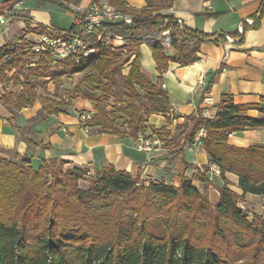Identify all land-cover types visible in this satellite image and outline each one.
<instances>
[{"label": "trees", "instance_id": "trees-1", "mask_svg": "<svg viewBox=\"0 0 264 264\" xmlns=\"http://www.w3.org/2000/svg\"><path fill=\"white\" fill-rule=\"evenodd\" d=\"M62 1L74 0L53 3L71 10L70 5ZM107 1L133 17L131 25L124 21L104 23L97 31L123 36L122 49L103 47L99 43V49L82 56L81 62L63 60L55 67L48 52L32 51L29 42L11 41L0 49V60L19 54L39 57L34 66L26 67L21 74L26 94L13 101L17 109L32 104L35 99L34 79L49 78L60 84L64 77L72 78L76 73L88 71L81 80L88 88L100 91L106 98L114 96L116 100H123L122 94L127 96L126 105H116L110 111L98 104L97 112L87 121L88 126L100 132L136 138L142 130L147 131L152 114L170 113V100L162 87L163 72L169 63L192 64L199 59L200 43L226 40L185 26L181 29L173 16L158 12L170 6L172 0H146L147 6L142 9L131 7L126 0ZM263 13L264 1L256 25ZM164 21L166 26L158 28ZM166 28L171 32L164 36ZM32 31L38 33L42 29ZM144 43L152 49L157 63L160 72L157 82L142 72L139 48ZM168 47L174 49V55L166 53ZM128 62L131 68L125 75L122 67ZM4 68L10 69L11 64ZM81 83L76 87L79 93ZM43 103L48 114L63 112L60 104L70 105L47 98ZM251 109L262 111L257 105L236 104L232 95L223 94L215 119L195 114L188 117L191 127L185 134L186 142L194 143L197 128L204 126L207 130L204 148L225 180L218 186L221 197L217 205L194 186L191 178H184L179 186L164 181L145 185L138 177L117 170L113 165L96 171L86 191L71 185L73 179L88 172L80 168H73L66 173L64 181L58 180L46 189L44 170L57 160L45 161L35 170L27 165L29 158L16 155L21 159L17 163L0 156V264H264V220L260 217L250 220L247 211L239 206V198L248 193L264 198V146L237 147L228 142V136L235 131L264 127V115L250 116ZM188 126L185 124L183 128ZM226 172L238 175L240 193L231 187ZM197 176L201 181H208L200 170ZM121 195H128L138 209L139 218L166 217L167 233L153 234L147 223L140 225L137 219H126L127 223L119 224L116 229L110 219L96 216L112 207L111 201ZM86 202L92 210L82 214L80 207ZM184 217L188 224L182 230ZM232 230L237 235L246 232V237L243 235L237 241L246 244V248H253L249 258L234 259L222 253L220 245H215L216 239H226Z\"/></svg>", "mask_w": 264, "mask_h": 264}, {"label": "crops", "instance_id": "crops-1", "mask_svg": "<svg viewBox=\"0 0 264 264\" xmlns=\"http://www.w3.org/2000/svg\"><path fill=\"white\" fill-rule=\"evenodd\" d=\"M3 1L15 7L16 18L9 25L0 23V49L11 41L16 44L19 41L35 42L38 37L32 31L35 23L58 29H68L74 24L68 28L57 26L51 11V6L57 5L51 1L42 3L39 8L24 7L30 0L17 5L14 3L16 0ZM91 1L73 3L87 7ZM126 1L136 9L147 6L146 0ZM263 1L172 0L170 6L158 11L180 19L186 28L213 37H225L226 40L200 43L199 59L192 64L180 66L176 62L169 63L163 72L162 87L170 100V113L149 117V127L144 134L152 141L150 149H141L138 136L100 132L95 127L86 132L81 123L84 113L80 111L84 107L80 101L60 106L63 112L48 114L43 108V99H59L54 96L55 84L49 78L36 81L37 86L32 92L36 95L39 88L46 85L47 92H42V98L39 95L32 104L17 109L13 101L26 94L22 75L21 80L14 75L23 56L3 58L0 60V156L12 158L10 155L13 154L14 157L29 158L27 165L35 170L48 160L66 161V165L86 169L88 173L113 165L117 170L138 177L145 185L151 181H164L179 186L184 178H191L201 192L207 189L210 201L217 205L221 197L218 186H222L225 180L218 166L210 162L204 146L186 142L189 126L183 128V125L194 114L215 119L223 94L232 95L236 104H253L264 111V13L260 22L255 23ZM139 50L142 72L157 82L160 72L152 49L144 43ZM166 53L171 56L175 52L168 47ZM6 64H11V68H4ZM34 65L35 61L25 66ZM130 68L128 62L122 67L123 73L128 75ZM262 111L251 109L248 115L261 117L264 115ZM157 138L161 143L153 142ZM228 142L237 147L264 146V127L235 131L228 136ZM199 170L205 173L208 181L198 178ZM225 177L240 193L238 175L226 172ZM246 197L254 202L264 199L251 193Z\"/></svg>", "mask_w": 264, "mask_h": 264}, {"label": "rangeland", "instance_id": "rangeland-1", "mask_svg": "<svg viewBox=\"0 0 264 264\" xmlns=\"http://www.w3.org/2000/svg\"><path fill=\"white\" fill-rule=\"evenodd\" d=\"M9 1V0H7ZM11 1V0H10ZM52 2L55 1H60V0H49ZM80 0H74L73 2L77 3ZM45 1L42 0H30L29 2H27L24 7H28L30 8V5L35 8H39L42 6V3H44ZM9 5L12 4V2H8ZM33 4V5H32ZM53 4V3H52ZM55 5V4H54ZM51 11L53 16L55 17L56 21L55 24L57 26H61L64 28H68L69 26H71V24L74 22L75 18L72 15L74 12H72L71 10H67L61 7H54L51 6ZM110 46H114V48L117 47V45H110ZM32 51H35L32 48ZM39 57L37 56H33V55H27V56H23L19 61L18 64V68L16 73L14 74L15 76L18 77V79L21 80V76L20 74L24 73L26 71V64H30L31 62H34L36 60H38ZM61 62L63 61H57V62H52V66L55 67L59 64H61ZM88 73V71L82 72V73H76L74 74V76L72 78H62V82L60 84H58L56 81H53V83L55 84V89H54V96L58 97L59 99H55V101L61 103V102H66L72 105L74 100L80 101L83 103V107L84 109L80 112L83 113H91L92 115L94 113L97 112V105L100 104L101 106H103L105 109H107L108 111L114 109L113 107H117L116 105H126L127 102H124L125 99H127L126 95H124L123 90H122V99L123 100H116L114 96H109L108 98H106L100 91L97 90H92L90 88H88V86L86 85V83H81V80L83 79V77ZM37 82H42V78L40 79H34ZM81 83V93L77 92V85ZM43 89L39 88V93L38 96L36 94V97H39V95L43 96L42 92H47L46 91V85L42 86ZM79 93V94H76ZM48 94V93H45ZM97 97L100 98V101L97 100ZM45 99V98H44ZM43 99V100H44ZM48 99V98H47ZM62 107L64 105L60 104ZM187 124L189 125V127H191V123L188 121ZM122 129H125V127H122ZM190 129V128H189ZM187 129V131L189 130ZM142 133H144V131H141ZM156 134H160L158 133L156 130L153 131ZM12 158H7L10 159L12 161H16L17 163L21 162V159H17L16 157H14V155H10ZM49 168H45L44 170V179L47 182L46 184V189L49 187V185H54L58 180H62L64 181L66 179L65 175L66 173H68L69 171H71L73 169V167H70L64 163H62L61 160H57L55 163H49ZM24 166V165H23ZM25 167V166H24ZM48 167V166H47ZM48 170L50 171V173H48ZM93 177H94V173H88L85 172L84 175L81 178H76L73 179L71 181V185L75 188V189H79L81 191H86L89 189V187L91 186V183L93 181ZM49 192V191H47ZM206 197L208 198V200L210 201V197L208 194L207 189L202 191ZM211 202V201H210ZM89 202L84 203V206H81L80 209L82 210L81 213L83 214L84 212H86L87 210H92L90 205H88ZM109 203V202H108ZM111 203H113L112 207H107L104 209L103 212H99L98 215H96L97 217H99L100 219H110V221L116 226L119 224H126V219H130V220H135L137 219L139 221L140 225H143V223H147L148 224V229L151 233L156 234V235H164L167 233V228H168V224H167V218L166 217H162V216H156L153 217L149 220H144V218H139L138 215V209L135 208L133 206V202L130 201L128 195H121L118 197H115ZM212 203V202H211ZM213 204V203H212ZM214 205V204H213ZM94 206V205H93ZM239 206L242 207L244 210L247 211L248 215H249V219L253 220L254 217H260V219L264 220V199H262L260 202H254L252 201L250 198L245 196H241L239 198ZM88 207V208H87ZM105 218H102L104 217ZM107 216V217H106ZM186 224H188L187 219L184 217L182 219V230L184 229V227L186 226ZM169 233V232H168ZM243 235L246 237V232L244 233H240L239 235L235 234L234 230H232V233L230 235H227V238L222 240H215V245H220L221 249H222V253H226L228 255H232L234 257V259H238V258H249L252 253H253V248H246L245 245L246 244H239V242L237 241V239H239L240 237H243ZM239 244V245H238ZM243 246V250L241 249Z\"/></svg>", "mask_w": 264, "mask_h": 264}, {"label": "built area", "instance_id": "built-area-1", "mask_svg": "<svg viewBox=\"0 0 264 264\" xmlns=\"http://www.w3.org/2000/svg\"><path fill=\"white\" fill-rule=\"evenodd\" d=\"M24 0H16L15 5ZM70 5L74 12V24L68 29H58L50 25H41L35 23L34 28L42 29L37 34L35 42H29L31 47L36 52L46 51L53 58L54 62L71 60L75 63L82 61L84 53H91L99 49L100 43L103 47L106 45H117V49H122L125 44L123 36L111 34L107 32L98 33L104 23H118L124 21L131 25L133 17L128 16L127 13H118V7L109 3L107 0H92L87 7H81L73 2L62 1ZM12 6L5 4L0 0V23L2 25H9L14 21L15 12ZM182 29L184 25L180 19L175 18ZM166 26V21L159 23L158 28L163 29ZM171 29L166 28L163 35L167 36ZM21 42V41H19ZM92 117L91 113H84L81 116V123L86 132H89L90 127L87 121ZM207 136V130L204 126H200L196 130L195 143L204 146V139ZM141 149H150L152 141L146 138L142 132L138 134ZM154 143H161L159 138L154 139ZM218 171L219 168H218Z\"/></svg>", "mask_w": 264, "mask_h": 264}, {"label": "bare ground", "instance_id": "bare-ground-1", "mask_svg": "<svg viewBox=\"0 0 264 264\" xmlns=\"http://www.w3.org/2000/svg\"><path fill=\"white\" fill-rule=\"evenodd\" d=\"M118 13H122V12H120V11H118ZM128 16H130V15H128ZM94 51H92L91 53H93ZM91 53H84V55H82V56H88L89 54H91Z\"/></svg>", "mask_w": 264, "mask_h": 264}]
</instances>
